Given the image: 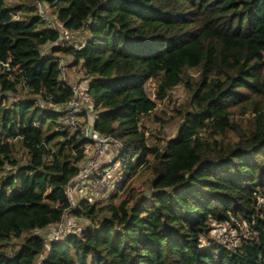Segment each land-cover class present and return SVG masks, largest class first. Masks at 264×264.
<instances>
[{
    "label": "trees",
    "instance_id": "16d2710c",
    "mask_svg": "<svg viewBox=\"0 0 264 264\" xmlns=\"http://www.w3.org/2000/svg\"><path fill=\"white\" fill-rule=\"evenodd\" d=\"M87 117L120 143L91 195ZM0 264H264V0H0Z\"/></svg>",
    "mask_w": 264,
    "mask_h": 264
},
{
    "label": "built area",
    "instance_id": "2783aa9c",
    "mask_svg": "<svg viewBox=\"0 0 264 264\" xmlns=\"http://www.w3.org/2000/svg\"><path fill=\"white\" fill-rule=\"evenodd\" d=\"M38 6L40 9L43 8L42 1ZM84 96H86L85 92L82 91L80 87L74 85L73 95L64 106V115L62 116V120L74 128L77 127L78 111L82 109V100ZM91 123V118L87 117V119L81 124L83 134L92 138L93 142L87 145L85 158L81 163L79 172L74 178L79 180L78 183L83 185L84 189L88 188V186L92 187L93 192L98 194L106 186L111 170L113 167H116L114 165H110L109 168L102 170V155L105 154L106 146L115 145L116 150H118L120 143L108 134L99 133L98 131L93 130ZM93 174L95 177L92 179ZM55 233H57L56 230ZM213 234L221 242L228 243L232 246L236 243L237 237L233 234V232L228 233L226 226L213 231ZM243 235H247V231H244ZM52 237L55 238L54 236Z\"/></svg>",
    "mask_w": 264,
    "mask_h": 264
},
{
    "label": "rangeland",
    "instance_id": "374dc122",
    "mask_svg": "<svg viewBox=\"0 0 264 264\" xmlns=\"http://www.w3.org/2000/svg\"><path fill=\"white\" fill-rule=\"evenodd\" d=\"M47 10H48V13H49V16H50V18H52L51 20H52V22H54V24L55 25H57L58 26V28L60 29V31H61V39L62 40H69V41H73V40H75V41H77V40H79V39H81L82 40V38L83 37H85V36H88L87 34V31H85V33L83 34V32H82V30H79V31H73V32H68V31H64V29H63V27L61 26V23L60 22H58L57 20H55L54 19V15L52 14V13H50L51 12V9L49 8V7H47ZM64 42H66V41H64ZM62 57H64V58H66L67 59V56L66 55H63ZM71 72L72 73H74V75H73V78H79V76H80V73L76 70V69H74V68H72L71 69ZM84 85V81L82 82V83H80V87L81 86H83ZM146 89H147V91H148V94L149 95H153V82L151 81V80H149V81H147L146 82ZM10 94V93H9ZM184 94H185V92H184V90H183V88L180 86V85H178V86H176L175 87V89H173V91H172V96H171V99L170 100H167V98L166 99H164V100H158L157 101V104H158V107L159 106H163V107H165V109L167 110V114H172V113H174V110H173V104L175 103V104H178L181 100H182V98H183V96H184ZM81 102V101H80ZM178 124H179V121H172L171 123H169L167 126H166V134L165 135H172V134H174L175 132H176V129H177V126H178ZM147 125L149 126V127H152V126H155V127H157L158 126V124L156 123V122H152V123H147ZM115 145H112V146H106V151H105V154L104 155H102L101 157L103 158V159H106V161L107 162H110L111 160H113V158L115 157V155H116V152H115ZM115 161V163H108V166H107V168H109V166L110 165H114V166H116V167H113V169L111 170V174H110V176L112 177V179L115 177V176H119L120 175V173H121V168H120V161H119V159H115L114 160ZM111 179V180H112ZM136 182V181H135ZM70 187V193L72 194V196L73 195H75V196H83V195H87L85 192H83V188H80L78 185H77V182H75V179L73 178V182L71 183V185L69 186ZM108 188H109V185H108V187L106 188V190L103 192V194L102 195H97L98 197H101V198H103L104 196H106L107 194H108V192H109V190H108ZM91 189V188H90ZM111 191V190H110ZM90 193H91V190L89 191ZM89 195H91V194H89ZM106 199H107V196H106ZM105 199V200H106ZM104 201V200H103ZM66 219V216L64 215L63 216V220H65ZM62 228V227H61ZM37 230V231H41V232H43V233H45L46 234V232H50V231H53V230H56V232L57 233H62V232H64L63 230H60L59 229V226H58V224H55L54 226H53V228L52 227H50V228H46V227H44V226H41V227H35L34 228V230ZM63 229V228H62ZM246 229H244V230H242V231H245ZM213 231V230H212ZM236 231V230H235ZM230 232H232V230H229L228 229V233H230ZM49 238V237H48ZM15 241H18L19 239H14ZM11 245H14V243H11ZM15 246V245H14ZM45 253V252H44ZM43 253V254H44ZM43 254H41L40 256H43ZM40 256H38V259H39V257Z\"/></svg>",
    "mask_w": 264,
    "mask_h": 264
},
{
    "label": "crops",
    "instance_id": "0c3cea01",
    "mask_svg": "<svg viewBox=\"0 0 264 264\" xmlns=\"http://www.w3.org/2000/svg\"><path fill=\"white\" fill-rule=\"evenodd\" d=\"M74 74H72V76H73Z\"/></svg>",
    "mask_w": 264,
    "mask_h": 264
}]
</instances>
